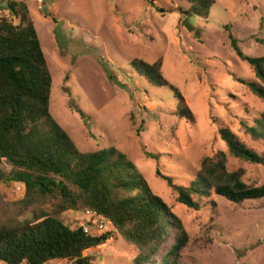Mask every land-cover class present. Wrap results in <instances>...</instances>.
<instances>
[{
	"label": "rangeland",
	"instance_id": "obj_1",
	"mask_svg": "<svg viewBox=\"0 0 264 264\" xmlns=\"http://www.w3.org/2000/svg\"><path fill=\"white\" fill-rule=\"evenodd\" d=\"M23 1L51 73L50 113L80 151L115 146L134 162L189 234L178 264H264V197L233 203L212 194L205 200L214 205L193 210L175 202L166 181L156 175L158 170L175 184H187L202 157L226 151L220 125L264 153V140L251 139L239 123L251 124L264 103L234 79L255 78L228 37L245 55H264L259 41L264 40V0H216L206 18L186 16L187 0ZM1 16L10 18L2 8ZM133 58H161L163 76L184 97L192 122L174 113L176 98L168 86L151 85L131 68ZM70 100L88 115L89 128L69 108ZM143 148L156 157H146ZM227 166L242 167L248 185L264 184L263 165L228 156ZM0 168L11 171L6 162ZM24 190L22 182L0 180V222L23 216ZM59 218L70 227L90 219L81 210H67ZM172 241L170 235L162 253ZM145 251L114 230L109 241L84 254L92 256V264H132ZM160 257L149 264H158ZM46 264L72 262L51 259Z\"/></svg>",
	"mask_w": 264,
	"mask_h": 264
},
{
	"label": "trees",
	"instance_id": "obj_2",
	"mask_svg": "<svg viewBox=\"0 0 264 264\" xmlns=\"http://www.w3.org/2000/svg\"><path fill=\"white\" fill-rule=\"evenodd\" d=\"M187 2L186 16L206 18L216 0ZM0 8L10 15L0 17V166L3 162L11 165L9 174L0 168V180L19 181L25 188L19 201L23 216L0 222V262L46 264L65 259L72 264H92V256L84 252L105 244L115 230L126 242L146 249L132 264H149L158 256V264H178L189 240L180 218L151 191L124 152L115 146L85 152L77 148L49 111L51 73L26 3L0 0ZM228 35L231 48L251 66L255 78L234 79L264 103V55H245L237 40ZM259 41L264 45V40ZM129 65L151 85L168 86L176 98L174 113L193 121L184 97L163 76L161 58L153 62L133 58ZM68 106L89 128L88 115L71 100ZM239 123L251 139L264 140V111L251 124L246 119ZM217 131L226 151L202 157L187 184H175L172 177L156 171L175 202L193 210L214 205V200H205L212 194L233 203L264 197V184L248 185L242 167L230 170L227 166L228 156L264 166V153L248 147L228 126L220 125ZM143 151L146 157H156ZM67 210L91 211L103 219L102 229L106 225L112 229L98 233L90 219L84 223L89 232L84 231V224L70 227L59 218ZM170 235L173 241L162 253Z\"/></svg>",
	"mask_w": 264,
	"mask_h": 264
},
{
	"label": "built area",
	"instance_id": "obj_3",
	"mask_svg": "<svg viewBox=\"0 0 264 264\" xmlns=\"http://www.w3.org/2000/svg\"><path fill=\"white\" fill-rule=\"evenodd\" d=\"M85 213H86V215L88 217H90V220H93L95 222V224H96V231L102 230L103 225H104L103 224L104 223L103 222V219L100 218L99 215H97V214H95V213H93L91 211H85ZM83 229L86 232H89L90 231V227L88 225H86V224L83 225Z\"/></svg>",
	"mask_w": 264,
	"mask_h": 264
}]
</instances>
